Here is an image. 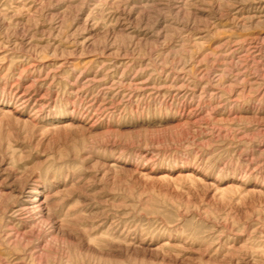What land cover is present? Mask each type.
<instances>
[{
  "label": "rangeland",
  "instance_id": "rangeland-1",
  "mask_svg": "<svg viewBox=\"0 0 264 264\" xmlns=\"http://www.w3.org/2000/svg\"><path fill=\"white\" fill-rule=\"evenodd\" d=\"M0 264H264V0H0Z\"/></svg>",
  "mask_w": 264,
  "mask_h": 264
}]
</instances>
